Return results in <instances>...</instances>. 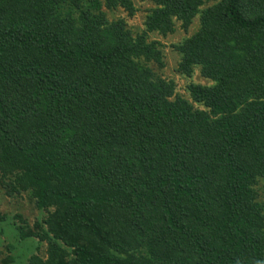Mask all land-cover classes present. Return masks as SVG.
I'll return each instance as SVG.
<instances>
[{
  "label": "trees",
  "instance_id": "obj_1",
  "mask_svg": "<svg viewBox=\"0 0 264 264\" xmlns=\"http://www.w3.org/2000/svg\"><path fill=\"white\" fill-rule=\"evenodd\" d=\"M150 2L133 35L103 10L131 0H0V183L48 212L13 230L47 244L30 264H264V0ZM194 18L188 101L149 35Z\"/></svg>",
  "mask_w": 264,
  "mask_h": 264
},
{
  "label": "rangeland",
  "instance_id": "obj_2",
  "mask_svg": "<svg viewBox=\"0 0 264 264\" xmlns=\"http://www.w3.org/2000/svg\"><path fill=\"white\" fill-rule=\"evenodd\" d=\"M131 1L136 10L133 16H128L122 8L103 10L109 20L123 19L127 28L135 35L144 30L145 15L147 10L152 7V3L150 0ZM197 26L198 18H194L188 33H184L177 22L173 34L165 37L157 33L149 35V40L157 41L162 45L164 62L163 68H159L155 64H150V67L159 77L172 81L175 85V93L188 101H191L187 89L189 84L211 85L212 82L201 77L199 68H195L190 77L178 73L177 65L180 61V55L172 47L190 36ZM195 107L202 109L197 104H195ZM257 189L259 193L257 199L264 205V183L258 184ZM6 193V188L0 183V264H30L29 258L34 255L44 260L47 248L45 242H38L35 237L19 240L13 230L23 227L26 233L32 231L35 233L37 231L34 228L35 224L42 225L48 212L35 207L34 199L29 192L24 191L13 196Z\"/></svg>",
  "mask_w": 264,
  "mask_h": 264
}]
</instances>
